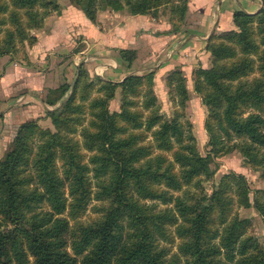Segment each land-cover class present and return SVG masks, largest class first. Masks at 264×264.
Here are the masks:
<instances>
[{
  "label": "trees",
  "instance_id": "16d2710c",
  "mask_svg": "<svg viewBox=\"0 0 264 264\" xmlns=\"http://www.w3.org/2000/svg\"><path fill=\"white\" fill-rule=\"evenodd\" d=\"M70 1L93 23L99 9L149 15L167 7L172 23L167 34L180 30L189 2ZM60 7L58 0H0V31L10 25L0 38V58L14 53L18 41L34 44L37 38L28 30L40 28L49 11ZM234 23L236 28L211 35L206 48L212 66L194 72V90L208 112L206 155L198 150L190 122L180 120L178 113L171 119L158 114L152 90L144 94L143 108L133 110L138 101L130 97H139L148 75L133 73L121 82L96 76L90 81L84 79L82 65L74 83L50 90L45 102L54 108L46 110V117L55 130L41 127L39 119L22 123L12 148L0 159V264H31V258L32 264H177L159 248L172 225L188 264H264L262 244L247 234L251 219L233 214L238 203L255 206L264 215V189L256 191L253 202L243 174H224L211 194L201 180L215 175L216 157L236 149L246 164L264 168V8L236 11ZM119 54L129 64L137 58L133 49H120ZM167 79L169 86L176 82L184 105L190 96L183 71L176 68ZM96 84L104 93L92 102L94 129L84 128L79 141L73 135L85 120L79 88L85 92ZM118 88L123 103L113 112L109 104ZM30 169L34 176L27 174ZM192 185L201 191L184 190ZM93 198L106 202L99 208L101 218L71 228L62 214L69 209L78 216ZM154 201L167 206L158 208ZM68 236L74 253L67 249Z\"/></svg>",
  "mask_w": 264,
  "mask_h": 264
},
{
  "label": "crops",
  "instance_id": "0c3cea01",
  "mask_svg": "<svg viewBox=\"0 0 264 264\" xmlns=\"http://www.w3.org/2000/svg\"><path fill=\"white\" fill-rule=\"evenodd\" d=\"M263 8L264 0H189L180 30L168 34L165 32L172 28L168 19L133 14H121L117 19L110 13L116 20L105 18L110 24L101 26L83 14L74 22L75 10L69 8L55 28H48L39 35V43L31 50L34 56L31 65L15 62V57L0 58V98L5 102L0 106V134L18 129L30 117L45 118L46 110L53 109L45 102V90L65 82L74 83L79 68L75 59L85 51H88L87 64L92 66L94 75L113 82H121L133 73L168 71L183 63L181 61L191 64L199 61L196 55L207 63L210 53L205 47L213 33L236 28V11L257 13ZM64 19L71 20V28L65 27ZM78 35L87 47L75 54ZM119 49H137L140 58L129 64L116 53ZM183 67L189 66L184 64ZM43 120L50 123V118Z\"/></svg>",
  "mask_w": 264,
  "mask_h": 264
},
{
  "label": "rangeland",
  "instance_id": "374dc122",
  "mask_svg": "<svg viewBox=\"0 0 264 264\" xmlns=\"http://www.w3.org/2000/svg\"><path fill=\"white\" fill-rule=\"evenodd\" d=\"M58 1L60 2L61 7L59 9L49 11L47 16L45 17V21L43 25L40 28H31L28 30L29 36H36L37 41L34 44H31L29 42V39L23 42L18 41L16 42V50L14 51V53L6 55V56H9L10 58L15 57L13 59V61L15 62L22 61L21 63L23 64L25 63L27 65H31L32 60H33L32 58H34V56L31 53V50L35 45L39 43V38H40L39 35H41V33L46 31L48 28H55L58 22H61V17L65 16L66 14L65 10L68 11L69 8L70 10H72L71 8L75 10L76 16H74V19H75L74 22H77V19L78 17L80 18L81 14L85 15L84 12L80 10L77 6L72 5V2L70 0H58ZM110 13H112V16L118 17L117 19L120 18L121 14H125V15L131 14L127 9H124L121 11L113 10L111 8L99 9L97 12L96 22H94L96 23L95 25H98V23L101 24V26H103L104 24H110L109 22H105V18L107 19V21L116 20L114 17L110 15ZM153 14H157V16ZM153 14L147 15V17L149 19L156 18L157 20L159 19L171 20V13L167 7H161ZM27 20H28L27 16L24 15L23 21H25L26 24H27ZM63 24L65 25L66 28L72 27L70 19H66V20L64 19ZM176 25H179V22H176ZM8 26L10 25H5L2 27V30L0 31V38L4 36V30ZM170 29L172 28H169L167 31H169ZM79 36L81 35H78L77 38L79 40L76 39L75 44H74L73 53L75 54L84 51L87 47V43L82 42V38H80ZM205 49L207 50L206 47ZM119 50H117L116 53L119 54ZM133 50L137 52L138 58L135 59L137 61L140 58L139 52L137 51V49H133ZM87 52L88 51H85L80 56H77L75 60L76 62H79V67L84 65L83 69L86 70V73H87V75L84 76V79H89L91 81V80H95L96 76L93 73L92 66L90 67L87 64L88 61L90 60ZM193 54L195 53L193 52ZM196 56L199 61H192L191 64L181 61L183 63L177 64L171 70H168V71H165V70L161 71V69H159L157 71L155 70V72L152 74H151L152 71L136 73L140 75H148V83L147 81H144V84L140 88L139 97H130V99L135 100V102L138 101L136 108H133V110L143 108L142 106H143L144 99H145L144 94H147L148 90H152L157 96L156 108L158 109V114L163 115V117L165 118L171 119L178 113L180 114V120L190 122L192 124V131L196 138L198 150L202 155H206L209 151V146H208L209 136H208L206 126H205L208 112H207V107L203 103L202 97L194 90V85H193L194 84L193 78H194L195 70L197 68L204 67L203 64L205 62L200 60L199 55H196ZM208 56L209 57L206 58V61L208 62L205 63L207 66H205L204 68H208L212 66L211 54ZM48 61H50V59ZM184 64L188 65L189 67L184 68L183 67ZM45 67L46 66L42 68H45ZM176 68H180L183 71V74L186 78L187 86L189 89L190 98L184 105H181V102L179 101L180 97L175 90L176 82H173V84L170 86L167 84L168 75L172 71H174ZM1 75L2 74H0V77ZM99 87L100 85L96 84L93 88H89L85 92H83L82 90V85L79 88L80 92L78 94V103L84 108V114L82 116L85 118V120L83 121L81 125L77 124V127H76L77 132L73 134L75 138L79 139V141L83 139L80 133L84 128H91L92 130L94 129L93 123H92L93 117L91 116V111L93 110L92 102L95 98L102 97L104 93V92L101 93L98 91ZM51 89L52 88L50 89L48 88L47 90H45L44 92L45 99H47L48 97H51V93H50ZM83 93H87L86 98H80L83 95ZM52 97H55V94H52ZM122 103H123V92L121 88H118L116 91L115 97L110 100V104H109L110 110L113 112L120 111ZM4 105H5V102L3 101L2 98H0V106H4ZM149 112L150 111L145 110L146 114H149ZM45 118H49V117H45ZM45 118L40 117V116H34V117H30V119H27L26 121L32 120V119H39V124L41 125V127L51 128L52 130H55V127L51 119H50V123L48 121V123L46 124L45 120H43ZM26 121H23V123ZM91 124H92V127H91ZM19 127L20 126H18V128ZM17 130L18 129H14V130H10L9 133L6 132L7 133L6 136H3L4 134H6L5 133L6 130L0 134L1 136L0 137V159H3L5 155L7 154V152L12 148V142L17 133ZM81 151L84 152L86 154V158H88V155L90 153L87 152L84 148H82ZM58 164H60V162H58ZM213 167L216 168L217 171L212 178H207L206 176L201 177L203 187L208 194L212 193L213 189L219 184L223 175L228 174L230 172H236V173H240L246 176L248 183L250 185L251 200L253 202L255 201V198L257 196L256 191L258 189H264V168H257L253 165L246 164L245 157L237 149L231 153L223 154V155L216 157L213 163ZM27 174H31L32 176H34V170L30 169L27 172ZM184 190H189L190 192H197V193L201 191V189L197 188L194 185L184 187ZM67 196H68V191H67ZM68 199H69L68 202L70 203L71 197H68ZM154 202L157 204L158 208H165L167 206L157 201H154ZM103 204H106V202L99 201L96 198H93L91 202L89 203L87 209L84 212H81L78 216H72L69 212V209L66 210V212L62 214V216L65 217L69 221L71 228H74L79 224H84V225L91 224L101 218L102 212L99 210V208ZM45 207H48V206H45ZM233 214L238 215L240 218H250L251 219L252 224L248 228L247 234L257 237L264 248V215L255 206L243 207L239 205L238 203H235L233 206ZM0 222H1V216H0ZM214 225L215 226L217 225V227L220 228V224L218 223V221H215ZM168 233H169V236L167 239L160 240L159 248L166 250L167 258L176 259L177 264H188V257L182 255L179 251V245L181 244L182 240H181V237L176 232V225L169 226ZM68 241H69V247L67 249L70 253H74L72 245H71L72 237L68 236ZM79 258L81 257L79 256ZM30 261L32 264L34 259L31 258Z\"/></svg>",
  "mask_w": 264,
  "mask_h": 264
}]
</instances>
